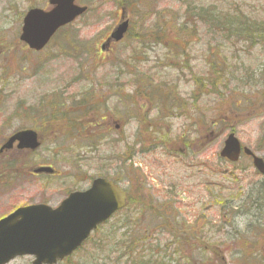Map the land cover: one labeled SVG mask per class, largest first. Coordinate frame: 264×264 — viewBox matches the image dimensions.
<instances>
[{
    "label": "rangeland",
    "instance_id": "rangeland-1",
    "mask_svg": "<svg viewBox=\"0 0 264 264\" xmlns=\"http://www.w3.org/2000/svg\"><path fill=\"white\" fill-rule=\"evenodd\" d=\"M47 1L0 0V145L21 130L40 141L34 155H0L8 167L0 166V218L28 203L54 205L94 178L127 181L138 211L100 229L117 242L132 230L133 240H145L135 250L166 247V264L184 258L177 250L188 256L180 264H264V211L250 209L262 178L247 156L234 166L218 157L233 133L264 160V0H77L88 13L31 52L19 41L22 18L31 8L49 9ZM197 7L238 16L262 34L227 41L200 21L189 33ZM124 21L122 41L109 38ZM41 102L60 114L40 117ZM157 116L166 127L161 140L149 129ZM92 130L103 145L95 152L79 139ZM119 160L130 161L136 177ZM43 164L59 178L29 177ZM112 248L80 254L75 264H125Z\"/></svg>",
    "mask_w": 264,
    "mask_h": 264
},
{
    "label": "water",
    "instance_id": "water-1",
    "mask_svg": "<svg viewBox=\"0 0 264 264\" xmlns=\"http://www.w3.org/2000/svg\"><path fill=\"white\" fill-rule=\"evenodd\" d=\"M75 0H49L48 11L30 9L22 20L19 41L30 50L40 51L54 33L85 11ZM127 24L119 25L110 38L120 41ZM33 151L39 147L36 134L31 130L15 133L0 147V153L11 150ZM240 145L233 134L227 136L220 157L236 162ZM243 153L252 158L254 169L264 176V162L247 148ZM34 173H48L50 168H39ZM264 191V186H263ZM125 194L113 183L104 179L93 181L83 193L71 194L55 211L45 206L17 210L0 220V264L22 256H33V264H54L76 251L96 227L125 205Z\"/></svg>",
    "mask_w": 264,
    "mask_h": 264
},
{
    "label": "trees",
    "instance_id": "trees-1",
    "mask_svg": "<svg viewBox=\"0 0 264 264\" xmlns=\"http://www.w3.org/2000/svg\"><path fill=\"white\" fill-rule=\"evenodd\" d=\"M213 10L214 9L205 10L203 8L197 7L196 11L193 12L194 15L190 16V17H192L191 19L193 22H190L191 23V25H190L191 30L189 31V33H194L195 24L197 23V25H198L199 21H200V23H202L201 27L206 26V28H209L208 31L213 33V34L214 33H216V34L220 33L221 36H224V38L227 39V41H230V38H232V37H235L236 39L240 38V37H242L244 39H248V38L252 39V37H254L256 33L262 34V29L259 26L256 27V24H252V25L248 26V24L245 22V20L241 19V18L239 19L238 16L229 15L228 13L223 12V11H218L216 13L217 14L216 15V14H214ZM62 30H60L57 33V35H59V33ZM177 32L180 35L184 33V32H182L181 25L177 29ZM186 33H187V31H186ZM44 104H45V102H41V110L43 112H40V117H43V114L44 115L48 114V118L52 115L57 116L60 114V111H58V110L56 111L54 109L53 105L49 106L51 108V111L49 109H46L48 112H45V109L43 106ZM97 126H99V125L94 124V127H97ZM91 134H92V136L85 134L82 137H79V139H81V141H82V147L87 148V150L88 151L90 150V152L91 151L95 152L97 150L96 149L97 147L100 148L103 146L102 144L96 146V142H98V141L102 142V139L101 138L96 139L95 137H93V135L95 134L94 130H92ZM156 137L158 140H160L159 136H156ZM183 146L185 147V145H183ZM126 150L127 149H125V151ZM77 159H79V158H77ZM118 163H119L120 167L122 165H127L125 160H119ZM0 166H2V165L0 164ZM232 166H234V165H232ZM129 167H130L131 172L133 174H136V171L131 169V165H129ZM6 169H8V167L2 166V168H1V170H6ZM221 172H223V170H221ZM218 173L220 174V171ZM231 173L232 172H230V174ZM214 174H216V173H214ZM256 190H257V194L259 195V197L261 195H263L260 187H259V190L258 189H256ZM127 194H128V203H127V208L124 211H127L128 207L131 205H135V207H136L135 209H136V211H138L137 205H139V202H137V199H134L133 193L128 188H127ZM145 209L148 210V207H146ZM124 217L125 218H123V220H128L130 218L129 215L124 216ZM159 217H162V216H159ZM164 220H166L165 221L166 224H167V222H170V220L166 217ZM176 232H178V235L176 236V238L179 241H181L182 244H185L184 236L182 234H180V230H177ZM128 233L129 234L127 236L124 235L122 237V239H120L119 242H117L114 238V232L106 234V230H96V232L93 233V235L88 239V241L85 243V245L76 253V255L72 259L66 260L65 263L66 264H75L77 261L80 260V257H79L80 254L91 255L92 253H98V252H101L100 250L104 249V246H107V248L113 247L110 250H113L115 253H119V256L115 258V261L120 260L121 258L125 257V259H126L125 264H127V263H130V264H166V263H164V260L167 259V261H168V259L170 258V256L165 255L166 247L163 250H158V244L155 243L154 248H150V247H147L145 245L144 247H140L139 250H135V246H136V244H138V241H140L142 244H144L145 240L144 239H137V238L133 240L131 238L132 230H129ZM148 233H149V231L147 230L145 235H147ZM97 234L99 235L98 238L94 239V237ZM173 234H174V232H173ZM138 251H140L142 253L146 252L149 254H147L145 256L135 254V252H138ZM177 251H178L177 253L180 256V257H178V259L181 257H184L181 260H177V264H180V261H182V260H185V259H186V261L188 260V256H183L179 250H177ZM104 252L109 253V250L104 251ZM161 252H163L162 256L160 255ZM106 257H108V255H106ZM88 261H89V259H88ZM83 264H87V262H84Z\"/></svg>",
    "mask_w": 264,
    "mask_h": 264
},
{
    "label": "flooded vegetation",
    "instance_id": "flooded-vegetation-1",
    "mask_svg": "<svg viewBox=\"0 0 264 264\" xmlns=\"http://www.w3.org/2000/svg\"><path fill=\"white\" fill-rule=\"evenodd\" d=\"M157 118H158V116L156 117V122L153 124V125H150L149 126V129L151 130V132L152 133H154L156 136H159L160 137V134L159 133H162V130L164 129V130H166V127H165V124H162V123H160L161 121L160 120H158V122H157ZM166 118H168V117H166ZM163 121H166V119H163ZM199 122V121H198ZM142 130H145L146 129V127H140ZM184 129V128H183ZM200 130L202 131V129L200 128ZM165 133H166V131H165ZM188 134H190V136H192L193 135V128L191 127V129L187 132ZM13 149H15V150H17L15 147L13 148ZM13 149H11V150H9V151H12ZM17 151H19V150H17ZM19 152H22V151H19ZM24 152H27V151H24ZM27 154H29L28 152H27ZM34 154H36V152L34 153ZM33 154V155H34ZM30 155V154H29ZM39 166H49V167H51L50 165H39ZM28 171V170H27ZM56 171V170H55ZM58 173V172H57ZM28 175H29V177H31V178H36L37 180H40V179H42V178H44V177H49V178H59V175H60V173H58V174H55V175H47V176H45V175H34V174H32L31 172H30V170L28 171V173H27ZM9 189H11L10 190V192L12 191V186H10L9 187ZM84 190V189H83ZM83 190H79V191H83ZM86 190V189H85ZM74 191H77V190H73V191H71V192H68L61 200L59 199L58 200V202L56 203V204H54V205H52V204H47V203H28V204H26V205H24V206H31V205H35V204H43V205H46V206H48V207H51V208H58L60 205H61V203H62V201L70 194V193H72V192H74ZM24 206H22V207H24ZM250 209L251 210H253V211H257V210H262V211H264V195H261L260 197H256V198H254V199H251V205H250ZM250 211V210H249Z\"/></svg>",
    "mask_w": 264,
    "mask_h": 264
}]
</instances>
